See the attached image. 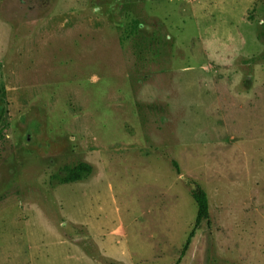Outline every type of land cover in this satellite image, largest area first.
<instances>
[{
  "label": "rangeland",
  "instance_id": "1",
  "mask_svg": "<svg viewBox=\"0 0 264 264\" xmlns=\"http://www.w3.org/2000/svg\"><path fill=\"white\" fill-rule=\"evenodd\" d=\"M262 31L264 0H0V264H264Z\"/></svg>",
  "mask_w": 264,
  "mask_h": 264
},
{
  "label": "trees",
  "instance_id": "2",
  "mask_svg": "<svg viewBox=\"0 0 264 264\" xmlns=\"http://www.w3.org/2000/svg\"><path fill=\"white\" fill-rule=\"evenodd\" d=\"M140 21L133 20L126 30L127 36L132 39V45L134 49V57L136 64H145L149 61L156 60L157 50L159 48L164 49L163 42L159 41L155 32L152 33L151 36H144L140 34ZM260 38L264 39V31L260 33ZM3 134L0 131V140L3 139ZM173 168L178 172V165L176 162H172ZM62 176H51V182H57L60 185L73 184L78 182H83L86 180L92 173L93 168L91 165L87 163H79L74 167L64 168ZM191 198L193 199L197 212L193 225V229L191 230L188 238L185 242V245L182 249L180 258L186 252L188 245L190 244L191 239L194 236L195 230L199 228V226L203 222H209V202L208 197L205 191L196 183H193V188L190 191Z\"/></svg>",
  "mask_w": 264,
  "mask_h": 264
}]
</instances>
